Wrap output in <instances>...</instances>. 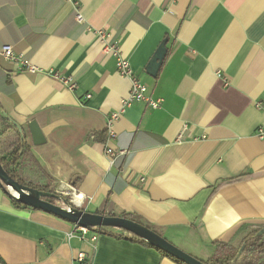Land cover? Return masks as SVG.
Returning <instances> with one entry per match:
<instances>
[{
  "label": "crops",
  "instance_id": "crops-1",
  "mask_svg": "<svg viewBox=\"0 0 264 264\" xmlns=\"http://www.w3.org/2000/svg\"><path fill=\"white\" fill-rule=\"evenodd\" d=\"M165 40L154 78L146 68ZM106 44L161 100L159 109L130 106L110 141L108 120L131 81ZM4 47L37 71L0 53V111L24 131L56 192L71 185L81 209L132 215L203 261L215 243L264 227V0H0ZM106 146L127 152L111 163ZM76 227L16 207L0 187V264H76L80 253L92 264H177L118 229L92 242Z\"/></svg>",
  "mask_w": 264,
  "mask_h": 264
},
{
  "label": "trees",
  "instance_id": "trees-1",
  "mask_svg": "<svg viewBox=\"0 0 264 264\" xmlns=\"http://www.w3.org/2000/svg\"><path fill=\"white\" fill-rule=\"evenodd\" d=\"M0 163L7 174L16 182L39 190L41 192L55 194L56 189L53 180L44 171L39 162L34 157L32 148L27 140L24 131L19 125L9 119V117L0 111ZM55 203V200L48 199ZM18 208H29L19 202L13 201ZM124 218L133 220L140 224L142 221L132 215H123ZM144 225V224H143ZM147 226V225H146ZM154 232L163 236L160 229L154 226H148ZM264 227H256L246 234L238 244L234 242L215 243V252L205 264H264V235L257 236ZM109 228L92 229L98 233L111 234ZM125 237L133 242H139L147 247L154 248L164 257H167L177 264H184L174 257L166 254L158 248L148 244L137 236L120 230ZM246 244V248L239 259L237 255L241 247Z\"/></svg>",
  "mask_w": 264,
  "mask_h": 264
},
{
  "label": "water",
  "instance_id": "water-1",
  "mask_svg": "<svg viewBox=\"0 0 264 264\" xmlns=\"http://www.w3.org/2000/svg\"><path fill=\"white\" fill-rule=\"evenodd\" d=\"M166 45L167 40L162 42L146 68L147 73L154 78L158 75L167 55ZM29 127L33 143L35 145L42 143L44 136L39 126L33 122ZM0 187L13 201L19 202L29 208L52 214L79 227L90 230L98 228L123 230L137 236L184 264H205L202 260L178 248L166 238L151 230L148 226L124 217L104 216L101 214L90 213L71 204L69 199L62 195L41 192L24 186L12 179L4 170L1 163ZM48 199L55 200V203L49 202ZM263 235L264 229H262L257 236ZM245 248L246 244L241 247L236 259L241 257Z\"/></svg>",
  "mask_w": 264,
  "mask_h": 264
},
{
  "label": "built area",
  "instance_id": "built-area-1",
  "mask_svg": "<svg viewBox=\"0 0 264 264\" xmlns=\"http://www.w3.org/2000/svg\"><path fill=\"white\" fill-rule=\"evenodd\" d=\"M75 7L77 8L76 20L79 23L84 22V17L80 11L78 2L74 3ZM101 38L105 42L108 38V35L101 34ZM105 52L108 55L114 56L117 59V70L120 76L126 77L131 81V91L127 98L123 99L121 102V109L118 112H114L111 114L108 120V140H114L116 138V134L113 130L114 123L119 119L121 114L126 112V110L135 103L138 102H146L150 105L153 109H159L161 105V100H153L148 96L149 86L147 84L142 83L135 75L130 62L123 56L120 49L115 45H108L105 46ZM1 55L5 58V60L10 61L14 64L20 66L22 70L29 71L31 73H35L37 71L36 68L30 64L28 60H24L23 58L16 56L10 47H4L1 50ZM68 82L65 80V83ZM75 88L74 85L70 86V89ZM90 98V96H88ZM260 108V104L257 105ZM126 150H114L112 147L106 146L105 153L106 156L109 158L111 163H114L118 157H121L126 154ZM144 180V179H143ZM58 195H62L65 198L69 199L71 204L81 208L85 202V197L81 193L78 192V189L69 186L68 191L65 192H56ZM77 201L79 204H75L72 200ZM81 205V206H80ZM75 233L80 235V238L83 239L84 237L91 235V241L96 242L98 239V234L95 231H92L87 228L83 227H76ZM72 236V235H71ZM76 264H92L91 260L85 253H80L76 259Z\"/></svg>",
  "mask_w": 264,
  "mask_h": 264
},
{
  "label": "rangeland",
  "instance_id": "rangeland-1",
  "mask_svg": "<svg viewBox=\"0 0 264 264\" xmlns=\"http://www.w3.org/2000/svg\"><path fill=\"white\" fill-rule=\"evenodd\" d=\"M164 237V236H163ZM165 238V237H164ZM178 247V246H177ZM179 248V247H178ZM181 249V248H180ZM187 253V252H186ZM191 255V254H190Z\"/></svg>",
  "mask_w": 264,
  "mask_h": 264
}]
</instances>
